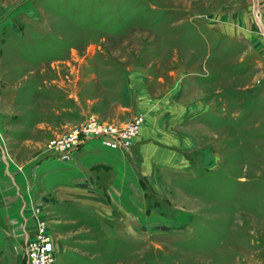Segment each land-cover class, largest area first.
<instances>
[{"label":"rangeland","instance_id":"rangeland-1","mask_svg":"<svg viewBox=\"0 0 264 264\" xmlns=\"http://www.w3.org/2000/svg\"><path fill=\"white\" fill-rule=\"evenodd\" d=\"M263 26L264 0H0V264H26L31 204L57 264H264ZM137 113L187 156L141 178L158 217L46 178L49 139Z\"/></svg>","mask_w":264,"mask_h":264},{"label":"crops","instance_id":"crops-1","mask_svg":"<svg viewBox=\"0 0 264 264\" xmlns=\"http://www.w3.org/2000/svg\"><path fill=\"white\" fill-rule=\"evenodd\" d=\"M117 120L127 121L123 118ZM167 137L168 133H156L143 125L128 151L111 148L92 139L76 149L71 159L48 155L40 168L47 171V179L54 172L56 185L63 189L80 193V188L87 186L91 187L88 191L93 194H105V198L99 196L98 201H106L109 208L125 218L143 217L145 214L158 217L160 204L151 205L154 198L150 201L151 197L141 184V178L149 179L151 188V182L159 177L160 169L180 168L187 159L184 150L169 142L168 138L171 137ZM48 165L53 171L48 170ZM153 187L155 194L161 193L156 186ZM66 199L74 200L73 197ZM147 208L151 210L149 214L145 213Z\"/></svg>","mask_w":264,"mask_h":264},{"label":"built area","instance_id":"built-area-1","mask_svg":"<svg viewBox=\"0 0 264 264\" xmlns=\"http://www.w3.org/2000/svg\"><path fill=\"white\" fill-rule=\"evenodd\" d=\"M146 116L137 113L125 122L106 120L96 114L49 139L45 151L62 159L73 158L82 144L92 139L115 149L130 150L140 133ZM27 202L24 201V205ZM35 233L26 242V264H57V250L50 230L49 216L41 204H31Z\"/></svg>","mask_w":264,"mask_h":264}]
</instances>
